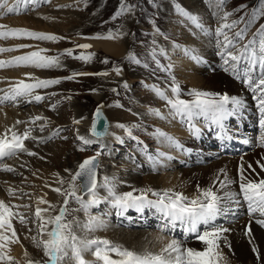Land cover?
I'll return each instance as SVG.
<instances>
[{"label":"rangeland","instance_id":"374dc122","mask_svg":"<svg viewBox=\"0 0 264 264\" xmlns=\"http://www.w3.org/2000/svg\"><path fill=\"white\" fill-rule=\"evenodd\" d=\"M216 1L218 3H221L220 0H216ZM14 3H16V0L13 2V4ZM11 4H12L11 1L8 0V5ZM122 4H124L127 7V10L122 15L116 16L115 14L120 9ZM172 4H175L176 6L174 7ZM35 5L32 9L29 8L28 6L27 8L21 6L22 10L19 13H13L12 16L7 15L9 18V19L6 18L7 20L2 19L4 18L3 14L6 13V11L0 10V14L2 16L0 17V25L4 24L5 26H9V28H17V27L24 29L27 28L30 31L46 33V34H54L57 37H61L62 39H59L58 41H54V42L53 41L51 42L49 40H38V39L35 40L33 38H27L22 42V44L30 45V47L24 49L27 51V53H30V51L33 52V51H39L40 49H45L46 51L41 52L42 56L59 58L60 67H55L56 70L51 75L52 77H48L46 79V78H41L38 74L37 76L40 78V80L58 79L60 80V83L51 85L47 88L36 89L34 94L39 95L37 90H40L39 92L43 97V101L41 100L40 102H36L34 105H30V106H28L27 104L23 105L22 101L19 102L17 101V103L15 104L7 103L4 105H0V107L2 108L8 109L9 107V110H13L14 108L16 110H21L22 114L26 113L25 114L26 116L23 119V123L18 124L20 128L23 127L24 129L22 128V131L21 129H19L18 134H22L26 130H31L30 133L31 132L32 133L30 135L37 134L35 138H31V141L29 143L27 142L26 145H24L28 151L22 152L23 157H21V159L14 162L11 159H15V158L10 157L4 159L3 161L5 162L3 161L1 162L2 164H0V176H3V178L2 179L0 178V185L4 187L8 185L7 186L8 188L7 187L5 188V194L7 195V198L11 201L9 206H16L13 205L14 203L12 202L14 201L15 198H17V200L20 201V202L18 201V208L16 206L15 209L21 210V213L14 210L13 211L19 213L20 215L24 213L23 216H27V215L29 216V214H31L30 217L33 218V221H31L30 219L29 222L27 221L28 218L27 219L24 218L25 219L24 223H21L20 219L17 217L12 219V224L15 225V228L17 229L18 232L16 233V236L18 235L17 238H20L21 241L22 238L26 239L27 242L31 243L32 245H35V250L41 251L43 255L42 258H44L45 256H44L43 247L42 246L37 247V243H36L41 239L48 238L46 233H41L39 231V225L42 223V221L39 220L35 215L37 208L43 209L42 205H40V203L36 201L38 198L37 196L39 194V191L37 190V183L38 180L42 178V174L47 173L49 171L48 168L54 166L53 165L54 162L59 167L58 168L59 171L63 173L65 184L68 187V189L70 188L69 181L71 180L72 175L75 174L79 163H82L83 160L89 156L102 153L101 156L102 166L100 169V172L102 174L108 173L107 171L109 170L110 167H112L114 162L116 163V168L120 169V173L123 172L121 179L119 180L115 179V181L112 182L114 191L115 192L117 191L118 193L116 192V194L118 195L123 194L125 192L126 193L133 192L134 195L139 194V192H135L134 190L138 189L140 182L145 187H148L147 185V183L149 182L148 179L151 176H157L159 177L158 179L161 181L160 183L154 185L156 190L171 188L177 190L178 192H184L186 194H190V193L194 194V191H192V187L195 188V190H197V186L195 185V183L197 184L199 177L204 176L208 171H210V169L207 171L200 172V170L197 168L194 171L192 170L191 171L192 173L191 172H189L188 174L177 173V174H173V176L157 175V174L154 175L151 174V170L150 172L148 171L149 168H153V167L159 169L164 168L162 166H157V162H155L153 159H148L149 156H151L152 158H156L161 151L160 145L156 143L157 138L155 137H157L156 136L157 134L155 133H157V130H159V128H160V132L163 133L168 131L167 133L170 134L171 131L170 124L168 123V121L160 120L159 117L157 118V116H155V112L152 111L163 108V105H161V107L158 108L159 106L158 103L162 102V100L158 98L156 92L153 91V86H154L153 84L157 83L156 85H158L159 81L151 82V79H153L152 76L154 77V79H156L159 76L165 77L166 75L168 77L170 76L171 79L174 77L175 82L183 83L190 89H197V87H199L202 90H207L208 92H210L208 88L207 89L203 88L201 83L197 84L196 88L191 86L189 84L186 75L184 74L186 72L184 71L182 72L180 67H178V65L181 63H185L184 66L185 68L187 67V65H189L188 66L189 69H197L196 75L200 73L197 76V79L201 80V79H205L206 77L209 78L212 76L204 77L202 72L206 70L202 71L199 68V66H196L193 59L187 62L192 57L190 54L194 55L195 52V54H197V57L200 58V61L204 65L210 62L212 59L201 56L200 54L201 47L198 46H197L198 47L197 50L194 49L195 46L192 48L188 46L180 47L177 49L178 50L177 55H179L177 56L170 52L172 47H174V44H170V42L176 41V42H181L183 44H187L189 39L187 35L194 31L195 25L197 26V23L194 22H193L194 24H191V22L186 23V25L189 27L187 31H184L181 28L184 26L181 25L182 21L180 20V16L177 14V11L179 9L184 8L183 9L184 11H188L190 13L193 7H198V12L200 13L201 11L204 10H208V11L213 10L214 12H218L220 9L223 8V4H220L218 8L217 3L212 5L211 3H203L201 0H41L40 3ZM181 5L183 8L181 7ZM224 7L225 9L222 10L220 14L213 15L214 19L211 20L212 23L211 28H213L214 31L217 28H219L223 23L232 24L235 21L238 22L235 27L231 29L228 28L224 29V32L227 33V35L230 38H235V33L244 29L246 25H249V21H252V23L248 27L245 38L237 43L236 48L232 49V52L235 54L237 53L238 49L243 48V46L247 44L249 40L252 39L253 34L256 33L257 30L260 29L262 25H264V14H261V11L264 10V5L261 4V0H226ZM45 10L49 12L55 11L54 13L59 12L54 18L55 20L58 21V26H55V30L53 31L50 29L49 30L40 29L36 26L34 28L33 26L30 25L26 27L22 25L20 27L17 25L15 26V24H13V21H15L16 19L29 17V15L33 17V14L35 15V13L38 11H42L45 15ZM254 10L257 12V18L253 20ZM198 12L197 14L195 12H191L192 14L191 13L190 14L198 18L200 17V15H198L199 14ZM224 13H231L232 15H230L227 18V20H222ZM16 14L19 15L16 18H14ZM62 21H64L63 25H62ZM198 21L202 22L203 18L200 17ZM128 24L131 26L130 28L127 27ZM50 27H52V25ZM9 28L4 27L3 29H0V31ZM108 33H112V34L114 33L113 35L115 36L124 35L125 37L128 38L130 45H129V50L127 51V54L124 58L122 59L113 58L112 56H110V54H107L101 48H98V50L94 51L93 48L84 50L78 47V45L82 44L81 40H83V38L85 37H88L89 35L96 36L97 34H100L104 36L107 35ZM172 36H174V39H172ZM2 42L3 44H5L4 45L5 48L7 47L11 49L14 46V45L13 46L8 45L9 43L7 40L6 41L3 40ZM197 42H199V40H197ZM216 42L218 43V41H216V38L211 36L208 40H205V42L202 45L203 47H207L208 45L211 44V46L214 47ZM19 43L21 44V42ZM164 44L167 45V49H168L167 55L161 52V50L163 51V48L161 46ZM69 49L72 50V55H68L66 53V50ZM186 49L187 50L190 49V53L188 52L187 57L184 56L185 54L184 52ZM223 49H225V47H223L222 50ZM63 51H65L66 55H63ZM88 54H93L92 59L89 61H84L74 58L79 55H88ZM130 54H132L134 59L129 58ZM2 58L0 59L5 62L13 59V57L12 59L10 57H7V59L6 57L3 59ZM139 58L145 60L147 59L146 60L147 63L140 61ZM136 61L139 62L137 63ZM31 68H33L34 72L40 69V68L35 69L34 67ZM31 68H29V70ZM124 68L126 69L127 72H130V75L134 76V73H137L138 76L135 79H129L126 80L125 82L124 79L123 81L121 79L118 80L116 75L117 72L116 70L117 69L124 70ZM175 68L176 70H174ZM3 69L4 67L0 68V71H2ZM213 71H214V75L216 73L223 74L222 72L218 71V66L216 65L213 66ZM188 72L189 70H187V73ZM81 73H87V75H81ZM98 73H107V75H98ZM142 73H144V75H142ZM67 77H73V78L67 79ZM225 77L228 78V76L226 75ZM39 78L35 76L30 78L27 77L25 79V83L26 82L35 83V79H39ZM7 79L8 76L3 75L2 77H0V82H1L0 89H4L5 86H9ZM145 81H148V83ZM172 81L173 79L171 80V82ZM234 86H236V84ZM239 86H241V84ZM160 89L163 90L162 87H160ZM217 91L223 92L226 90L217 89ZM226 92H229L230 95L246 97V95L242 92L239 93H232L231 91H226ZM96 94L100 95L99 98L97 99L95 97ZM2 95H4V92H0V96ZM20 99L22 98H19L18 100ZM247 99L251 103L249 97H247ZM103 102L107 104L108 110L112 109L117 112L118 111H121L123 113L125 112V114L126 115L128 114L131 119H135V117L137 116L136 114H141L139 118L140 122L135 121L133 125H131L130 123L131 120L124 123H120L121 121L119 119V123H117L116 125L117 130L120 129V138L118 139L119 145L118 146L116 145V147L113 148L114 150H110V151L104 149V145L97 142L91 146L93 148H87L88 146H86L83 143V141H81L78 138L81 137V135H79V130L76 127V120H75L76 112H77V116L80 113V120L88 119L91 116V113H93V110ZM18 104L20 106H18ZM148 104H151L153 106L151 107L146 106ZM34 107L36 109L41 110L43 115L37 116L33 114L32 109ZM120 107L122 108L125 107L126 109H122V108L120 109ZM28 112L30 115L28 114ZM151 113H152L151 116H153L154 119H151V116H149ZM36 117H42V119L35 120ZM109 117L113 125V123L116 121L115 119H113V117L112 118L111 116ZM143 117H145L144 120ZM32 120L37 123H34ZM32 125H37V126H35V128H29ZM118 125H125L127 126V129L131 128L133 131L139 133L143 140L147 139L146 141L149 143V145L146 143H142V144H144L146 150H150V153H148L145 156L144 163L140 168L136 166L137 162L135 159V154L136 152H142L143 146L141 149L139 144L140 141L137 139V137H133L134 135L132 134L130 136L126 128L119 127ZM47 135H50V137H52L55 142L52 143L50 142L48 144H45L44 136ZM83 137H87V135ZM52 146H55L54 147L55 150L56 149L60 150L59 154L61 155L55 153L54 155L56 156H51V153L49 151L47 153L50 155H45V152H43L44 149L46 147H48V149H50V147L53 148ZM98 147H100L102 152H100V149ZM116 148H120V149L116 150ZM258 150L252 153L256 155V152ZM29 153H35V155H30ZM20 154L21 152H19V154L17 153L15 157L19 156ZM25 157L29 158L28 161L26 160L27 158ZM138 157L142 158V156L140 155ZM118 158L121 159V161H118L117 160ZM245 159L247 160L249 159L252 162V160L256 158L251 157L250 159L249 154H247L245 156ZM158 160L162 162L160 157L158 158ZM31 161L35 162L34 164L35 167H32L33 165ZM133 162H135V165ZM226 162L229 163L231 161H226ZM4 164L14 169V171L9 172L3 170L5 166ZM37 164H45L47 168L46 169L40 168L37 166ZM63 164L65 165V167L62 166ZM170 165L171 164H169V167ZM60 166H62V168H60ZM134 167L136 169L139 168L143 172H139L138 170L134 169ZM171 168L177 170V165H175L174 163L171 165ZM198 173H202V174L200 176L196 175ZM178 174H180V176ZM255 174L256 171H254L253 175ZM226 175L227 178L229 177L228 178L229 180L234 179L233 174L230 173V168H228ZM6 176H8L10 179L8 178L4 179V177ZM127 176L130 177L129 180L130 184L127 182L125 178ZM188 177L191 178L190 181ZM221 178L225 179V174L222 175ZM163 181H165L166 183H164ZM174 181L176 182V184ZM3 182H6L7 184ZM164 184H166V186H164ZM191 184L194 185L190 187L189 185ZM180 186L182 191L179 188ZM77 189H78V194L80 195L78 184H77ZM224 189L226 192L227 187ZM81 196L84 198V196L86 197L88 195H81ZM67 199L69 203H67L68 205H67V214L65 216V222L71 224L72 233L74 232V235L80 234L83 236L89 230L86 231L85 228L83 229L81 228L82 230L79 229L77 231H74L75 230L74 225L77 223V221H79V219H77V215H79L82 206L79 202L75 201V199L71 197H67ZM100 202L101 200L99 201L98 205L97 203L94 204L93 208L91 209L93 210L97 209L100 205ZM107 207L108 204H101V208L99 212L102 215L105 216L108 215L110 219H116L120 214L119 210L114 208L108 214L106 211ZM55 214L58 215L57 213ZM55 214L52 211H50V213L42 212V216L45 219H48L49 216L54 217L56 216ZM88 215L89 217L95 216L96 219H98L100 222L103 221V222H107L108 225L110 224L109 223L110 221L108 220L109 218L107 217H101L100 215L94 214L93 212L92 213L89 212ZM121 215L122 214H120V216ZM230 216L231 215L227 213V219H226L227 222L233 221L232 220L233 218H230ZM238 217L240 216H236V215L234 216V218H238ZM87 223L88 221H86V224ZM108 225L106 227H108ZM47 230H50V224L47 225ZM79 231L82 233H80ZM106 231L107 230H102L101 234H106ZM90 232L87 233L86 236L81 240H85L86 238H87L86 240L92 238L97 239V237L95 236V232H92L93 236L90 238V236L92 235V233L90 234ZM147 236H149L148 233ZM33 237H36V241H33L32 239ZM100 239H104V238H100ZM200 244L203 245V243ZM22 250H24V248H22ZM10 256L13 257L12 264H24L20 259H16L14 257L16 256V252L11 254ZM25 256L27 257L28 255ZM34 256L35 255L31 256V258L34 259ZM69 257H71V252H69ZM44 260L45 259H43L42 261ZM34 261L35 262H32L31 264L33 263L37 264L36 262L39 263L41 262L38 261L37 259H35ZM73 261L74 260L70 258L65 259V263L74 264L72 263Z\"/></svg>","mask_w":264,"mask_h":264},{"label":"snow or ice","instance_id":"6c2138e0","mask_svg":"<svg viewBox=\"0 0 264 264\" xmlns=\"http://www.w3.org/2000/svg\"><path fill=\"white\" fill-rule=\"evenodd\" d=\"M41 0H16V4L13 6L8 5V0H0V10H5L7 13H19L22 9L21 6L27 8L29 4L35 5L40 3ZM221 4L223 0H220ZM261 4L264 5V0H261ZM127 10L124 4L121 5L120 9L115 14L116 16L122 15ZM179 11L188 16L189 19L197 23L198 27H202L198 23V18L187 13L183 9ZM264 14V10L261 11ZM232 15L231 13H224L222 20ZM115 18V17H113ZM257 18V12H253V20ZM238 22L232 24L223 23L219 28L216 29L217 35L224 36L223 42L221 43L226 49L236 48L239 41H242L246 34L248 27L252 23L249 21V25H246L244 29L235 33V38H230L227 33L224 32L225 28L231 29L236 26ZM5 26L0 25V29ZM158 31V30H157ZM9 36L20 38H33L38 40H49L58 41L62 39L54 34H46L30 31L24 28H10L8 31H0V38L7 39ZM93 39H113L115 38L112 33L101 36L97 34ZM30 45L20 44L17 49L27 48ZM78 47L82 49H88L91 47L89 44H81ZM15 49L0 48V52L13 51ZM46 51L40 49L39 51H33L25 55L14 57L10 61H0V68L11 66H33L36 68L46 69L52 67H60L58 57L42 56L41 52ZM186 53L189 50H185ZM68 55H72V50H66ZM224 64H229V58L233 62L231 69L225 68V71L231 70L232 73L239 79L240 72L237 70L236 62L241 60L245 63L243 77L245 82L254 94V98L257 100V107L259 111V128L261 129L259 135V145L264 147V25L253 34L251 40L238 49L237 53L232 51H225L220 53ZM93 54L79 55L74 58L89 61L92 59ZM130 59H134L130 54ZM192 59L200 62V58L192 56ZM137 63L139 61H136ZM119 72V69L116 70ZM253 73H257L253 78ZM76 75V74H73ZM81 75H87V73H81ZM98 75H107V73H98ZM73 77H67L72 79ZM173 83L175 86L171 88V92L174 95L170 97L166 91L153 86V91L163 99L166 104L170 107V115L173 118L179 117L183 122L187 123L189 131L194 135H199V129L195 128L192 121L197 117H204L206 120L217 125L221 130H224L223 121L230 115H234L240 108L243 107V101L238 97H229L224 94L202 92L198 90H191L189 93L194 97L193 100H183L179 98L180 87L178 83H175L173 77ZM60 80H40L35 79V83H25L20 80L14 84L10 89L0 91L4 92V95L0 96V105L7 103H17L19 98L31 97L36 102H40L43 97L35 95V90L40 88H47L54 84H59ZM127 86V85H125ZM115 91V90H114ZM32 102L31 99L28 101ZM231 103L232 108L226 107ZM102 107V106H101ZM156 115H160L159 110H153ZM96 122L92 126V135L100 137L105 134L97 130V123L102 117L100 107L95 112ZM166 118V117H165ZM42 119V117H36L35 120ZM34 122V121H33ZM17 123H23V121H17ZM78 123V121H77ZM119 127L126 128L128 134L131 136V130L127 129L125 125H118ZM30 131L26 130L22 134H18L16 131L8 129L4 134H0V159L10 158L15 156L18 152H27V148L24 146V141L30 137ZM11 133L9 136L8 133ZM157 134L163 136L169 143L181 147L178 142L168 136L166 133L157 130ZM84 144H91L93 141L85 138L78 137ZM248 143L247 140L244 141ZM35 155V153H29ZM160 156H164V153H159ZM149 159H153L149 156ZM99 167V163L96 157H90L84 160L79 165V170L72 175L69 181L70 188L61 194L66 196L64 201L67 205V197L75 199L81 204L86 210L90 205L98 202V196L96 192L97 188V173L96 169ZM251 167V166H250ZM264 167V166H262ZM5 171H14L7 165L4 166ZM224 172V170H220ZM81 181L80 188L84 194L90 196V199L85 201L81 195L78 194L76 181ZM63 183V181H60ZM219 183L220 188H226L234 181L229 180L225 173V179L222 181H216L207 188H200L197 186V194L194 197L185 196L181 192H177L171 188H165L155 190L152 188L136 189L135 192H139V195H134L133 192L116 194L112 181L108 178H104L103 187H105L110 196L112 197L111 203L113 206L120 209V214L127 211L129 208H134L137 211H143L144 208H154L160 215V219L163 223L160 226V231H172L177 226L184 229L186 233L196 234V238L203 243L205 246L203 251L196 250L194 248L185 247L179 240L171 239L166 243L159 252H136L124 247L121 244L113 243L107 239H88L81 240L72 233V226L70 223L65 222V216L67 214V208L63 207L60 209L59 214L45 219L42 216V212H46L47 209L37 208L36 217L42 221L39 225V231L46 233L48 239H41L37 243V247H43L44 254L48 258L44 264H63L64 260L70 258L75 261V264H89L84 259L85 252H91L100 264H220L223 259L222 254L219 251V239L222 237L223 232L228 231L221 226L216 225L214 222L218 215L221 214V202L224 199L233 200L239 203L237 197H242L247 202L248 211L250 214L259 213L261 217H264V179H260L258 182L248 180L243 175L241 170L239 188L240 192H225L223 195H218L213 190L216 183ZM57 192H61V189H55ZM149 194L155 199H150ZM39 203H47V201L41 199ZM13 207L9 206L4 201H0V264H12L13 257L9 255L8 243L17 242L15 239L16 231L12 224L14 217H19L20 222L24 223L25 219L19 213L13 211ZM262 227H264V219H257L256 221ZM53 225L51 230H47V225ZM205 226L204 230H200V226ZM99 226V222L95 218H90L88 223L85 225L89 230ZM11 232V236L8 232ZM250 234V229H249ZM36 241V237L32 238ZM158 239H163L158 237ZM253 251L257 253L259 259V252L257 248H253ZM71 252V257H69ZM115 257V258H114ZM31 264V261H29ZM39 264V262H37Z\"/></svg>","mask_w":264,"mask_h":264},{"label":"bare ground","instance_id":"6f19581e","mask_svg":"<svg viewBox=\"0 0 264 264\" xmlns=\"http://www.w3.org/2000/svg\"><path fill=\"white\" fill-rule=\"evenodd\" d=\"M9 1H11V3H12L9 6H13L14 4H16V3L13 4V2L15 0H9ZM45 9H47V8H45ZM196 11H198V7H193L191 12H195L197 14ZM52 12L51 11L49 12V11L45 10V15H44V13L42 11H38V12L35 13V15L33 14V17H31L29 15V17H25V18L23 17V18H19V19H16V20L12 19V20H15V21H13V24H15V26L17 25V26H20V27L22 25L25 26V27L30 25V26H33V28L36 26V27H38L40 29H46V30L50 29V30L53 31V30H55V26H58V21L55 20L54 18L56 17V15L59 12L58 13H54L55 11H52ZM60 13H62V12H60ZM0 17H2L1 14H0ZM16 17L17 16H15L14 18H16ZM2 19L4 20V19H6V17H4ZM64 21H62V25H63ZM1 23H2V21H1ZM48 25H50V26L52 25V27H50ZM62 25H60V26H62ZM5 27L9 28V26H5ZM127 27L130 28L131 26L128 24ZM3 31H8V29H5ZM92 37H95V35H89L88 37L83 38V40H81L82 44L91 45L90 48H93L94 51L98 50V48H101L107 54H110V56H112L113 58L122 59V58H124L126 56L127 51L129 50L130 43H129L128 38L125 37L124 35H117V36L114 35L115 38H113V39H93ZM25 39H27V38L26 37L16 38V37H12V36H9L7 39L0 38V47L5 48L4 47L5 44H3L2 41L3 40H5V41L7 40L8 43H9L8 45H12V46L14 45L13 48H11V49H15V50H13V52L12 51L0 52V58H2V57L5 58L6 57V59H7V57H10L12 59V57L14 58V57H17V56H21V55L27 54V51L24 50L26 48L17 49V46L20 45L19 42H21V44H22V42ZM30 40H32V39H30ZM41 44H43V43H41ZM44 45H45V43H44ZM90 48H88V49H90ZM190 48H192V47H190ZM197 48H198L197 46L194 47L195 50H197ZM170 52L171 53L174 52V47H172ZM184 53H185L184 56L187 57L188 53H186V51ZM189 53H190V51H189ZM190 55L194 56L195 52H194V55H192V54H190ZM196 56H197V54H196ZM191 59L192 58H190L187 62H189ZM0 61H3V60L0 59ZM184 66H185V63H181V64L178 65V67H180L182 72L183 71L186 72L184 74L186 75V77H187V79L189 81V84L191 86L196 87L197 84L201 83L202 87L206 88V89L207 88L208 89H212V90H215V89H221L222 90L223 89V90H226V91H231L232 93L242 92V93H244L246 95V97L237 96V95H234V96L240 98L243 101V104L245 105V108L248 111H250L252 109L253 104H255V103L257 104V100L254 99V101H253V99H252V96H254L253 93L250 94V92L245 88L244 85L243 86L242 85L241 86H237V85L234 86L235 84L233 83V81L230 80L231 77H228V78L225 77L226 74L223 75V74H220V73H216L212 77H209V78L206 77L205 79H201L200 80V79H197V76L200 74L199 73L198 75H196L197 74V69H189V67H188L189 65H187L186 68ZM236 66H237V63H236ZM31 67H33V66H18V67L6 66V67H4L5 70L3 69L2 71H0V77H2L3 75L4 76H8L7 82L9 84V86H5V88L3 90L10 89L14 84H16L20 80L25 81V79L27 77L30 78V77L35 76V77L39 78L37 76V74L41 78H46L47 79L48 77H52L51 75L56 70L55 67L47 68L45 70L41 69V68L40 69L38 68L39 70L34 72L33 68H31ZM29 68H31V69L29 70ZM34 68L36 69V67H34ZM244 68H245V65H244V67H242V69H240L241 73H242V77H243ZM48 70H50V71H48ZM187 70H189L188 73H187ZM229 74L231 75L233 73L229 72ZM116 75H117V79L118 80L121 79L123 81V79H124V82L126 80H129V79H135L138 76L137 73H134V76L130 75V72H127L125 68H124V70L123 69L122 70L119 69V72H116ZM142 75H144V73H142ZM195 75H196V78H195ZM143 77H146V76H143ZM242 77H240V78H242ZM152 78L153 79H151V82L159 81L158 85L161 86L163 88V90L168 93V91L165 89V87L168 85V79L166 78V75H165V77L164 76H161V77L159 76L156 79H154V77L152 76ZM145 82L148 83V81H145ZM170 84H172V83L170 82ZM1 88H3V87H1ZM184 91L185 90H182V88L180 87V95H179L180 99L189 100V101L194 99V97L189 94L190 92H188V91L184 92ZM0 92H2V91H0ZM99 96H100L99 94H96V96H95L96 99L99 98ZM247 97H249V99L251 100V103L248 101ZM29 99L32 100V102H31L32 104L28 102ZM19 101H22L23 105L28 104V106H29V104L34 105L36 103V101L34 99H32L31 97H24V98L18 100V102ZM150 105L151 104H148L146 106H150ZM161 105L159 107H161ZM18 106H20V105L18 104ZM122 107H120V109ZM122 109H126V108L124 107ZM158 110L160 112V115H156L155 114V116H157V118L159 117V119L162 120V121H168V123L170 124V129H171L170 134L173 135L175 140L177 138L181 140L183 137L187 136V132L189 131V127H188L187 123L183 122L179 117L173 118L169 114L170 113V107L169 106L166 105V107H163V108L158 109ZM32 111H33V114H35L37 116H42L43 115L42 111L39 110V109H36L35 107L32 109ZM106 112H107L108 117L109 116H111V118L113 117V119H115L116 122H114L113 125H112V122L110 123V126H111L110 127L111 128L110 135L105 140H100V141L99 140H93L89 136V128H90V124H91V120H92L91 118H92L93 113H91V116L88 119L80 120V113L77 116V112H76L75 120H76V127L78 128L79 135H81V137L87 135V137H85V138L93 141V143L91 145H93V144H95L97 142V143L103 144L104 145V149L110 151V150H114L113 148H115L116 145L117 146L119 145L118 139L120 138V129L117 130V128H116L117 123H119V119L121 121L120 123H124V122H127V121L131 120L130 123H131V125H133L135 123V121L136 122H140L139 118H140L141 114H136L137 116L135 117V119H131L128 114L127 115L125 114V112L124 113L121 112V111L117 112V111H114L112 109L111 110L110 109L109 110L106 109ZM25 114H22L21 110H16L14 108H13V110H9V107H8V109L0 107V134H4L8 129H11L12 131H16V132H18L19 129H21V131H22L23 127L20 128L18 126L19 123H17V121H23L24 117L26 116ZM28 114H29V112H28ZM46 114H47V112H46ZM151 115H152V113L149 116H151ZM137 119H138V121H137ZM144 119H145V117H143V120ZM151 119H154V117L151 116ZM109 120H111L110 117H109ZM77 121H78V123H77ZM252 122H253L254 126H256V127L259 125V114L252 120ZM47 126H45V127H47ZM8 134L11 135L10 132ZM155 134H157V133H155ZM156 136H157V137H155V138H157V142L156 143L158 145H160V150H161L160 153H164L165 155L164 156L157 155V157L153 158V160L155 162H157V166L164 167V168H160V169L157 168V169L166 172L167 168H169V164H171V165L174 164V162H175L174 160L177 157L176 153L174 152V150L172 148L174 146V144L169 143L163 136H160L158 134ZM48 138H51V137H48ZM42 141H43V138H42ZM258 142H259V140H258ZM52 147L53 148L50 147V149H48V147H46L44 149L43 152H45V155H50V154L47 153L48 151L51 153V156H56V155H54L55 153L59 154L60 150H58V149L55 150L54 149L55 146H52ZM169 153H171V154H169ZM172 153H174V154H172ZM261 153L264 155V152L261 149H259L256 152V156L258 158V165H259V167L257 169H252L253 163L249 159L248 160L245 159L244 162L242 163V166H243V164H245L247 166L248 171L249 170L256 171V174L253 175V176H257L260 179H264V167H262V166H264V160H260L259 157H258L259 154H261ZM18 154H19V152H18ZM59 155H61V154H59ZM114 156H115V154H114ZM13 157L15 159H11V160L16 162L17 160L21 159V157H23V153L21 155H19V156H16V157L13 156ZM159 157L161 158L162 162L160 160H158ZM25 158H27V157H25ZM28 159L29 158H27L26 160L28 161ZM254 161L257 162V159H254ZM3 162H5V161H3ZM31 163L33 165L32 167H35V165H34L35 162L31 161ZM0 164H2V163H0ZM80 164L81 163H79V165ZM53 165L54 166L49 167L48 168L49 171L47 173H43L42 174V178L40 180H38L37 190L39 191V194L37 196L38 198H37L36 201H38V203H39V201L41 199L47 201V203H40V205H42V208L43 209H45V208L46 209H52L54 214L55 213L59 214L60 209L67 206L64 203L66 197H65V195H63L61 193H63V191L66 192L68 187L65 184L63 173H61V171H59V169H58L59 167L55 164V162L53 163ZM79 165H78V168L76 169V171L79 169ZM171 165H170V167H171ZM225 165H226V163L224 162L222 164H219L218 166H213V169H210V171H208L204 176H200V175H199L200 177L198 176L199 179H198L197 183L198 182L200 183V185L202 186L201 188L209 187L214 182H216L215 178L217 176H219L221 178V176L224 175L227 172V171H224V172L220 171L222 169L224 170V166ZM37 166L40 167V168H45V169L47 168L45 164H37ZM62 166L65 167L64 164ZM62 166H60V168H62ZM134 169H136V168L134 167ZM38 170H39V168H38ZM107 172L108 173H106V174H102L101 172L99 173V181H98L97 188H96V192H97V196H98L97 205H98L99 201L102 200V198L104 200H107V199L111 200V198H112L110 196V194H109V191L106 190L105 187L102 186L103 182H104V178L108 177L113 182V181H115V179H117V180L121 179L122 175H123V172L120 173V169L116 168V163L115 162L112 165V167L109 168V170ZM151 174H154V173L151 172ZM38 176H40V175H38ZM0 178L2 179L3 176H0ZM6 178L10 179L8 176L4 177V179H6ZM12 178H13V176H12ZM158 178L159 177H157V176L149 177V179H148L149 182L148 183L146 182L148 187L152 188V189H155L154 185H156V184L161 182ZM188 178H189V181H190L191 178L190 177H188ZM186 179H187V177H186ZM61 180L63 181V183L60 182ZM222 180H224V179L221 178L219 181H222ZM185 181H187V180H185ZM232 181H234V180H232ZM163 182L166 183L165 181H163ZM3 183H6V182H3ZM128 183H129V181H128ZM175 184H176V182H175ZM7 186L8 185H6V187ZM164 186H166V184H164ZM6 187L0 185V201H4L8 205H10L11 201L7 198V195L5 194V188ZM144 187L145 186L142 185L141 182H140L138 189L139 188L142 189ZM57 188L61 189V192L55 191V189H57ZM179 188L181 190V186ZM182 188H185V187H182ZM213 190L216 191L218 195H223V193L225 192L224 188H220L219 187V183L218 182L216 183V185L213 188ZM7 191H8V189H7ZM7 191H6V193H7ZM175 191H177V190H175ZM233 192H235V191H233ZM190 197H194V195H190ZM83 199L85 201H87V200L90 199V196L89 195L86 196V197L84 196ZM237 199L239 200V197H237ZM18 201L19 200H17V198H15L14 201H12L14 203L13 205H16L17 208H18ZM93 206H94V204L91 205V207L89 206L88 208H93ZM147 208L148 207H146L145 209H147ZM222 211H224V210H222ZM19 212L21 213V210H19ZM23 214H22V216H23ZM30 215L31 214H29V216L27 215L28 221L30 220ZM230 215H231L230 218H233L232 220L235 221L236 224H234V226H232V227L222 226V228L228 229V231L223 232L222 237L218 241V243H219V251L221 252V254L223 256V259L220 261V264H264V227H262L260 224H258L256 222L257 219H264V217H261L259 213L255 214V215H251V216L244 215V219H241L240 217L234 218L235 215L239 216L238 214H235V213L234 214H230ZM32 216H33V214H32ZM119 216H120V214H119ZM92 217H89L88 214L82 213L81 215H79V220H83V221L86 222V221H89V219L92 218ZM14 218H16V217H14ZM17 218H19V217H17ZM93 218L96 219L95 216ZM96 220L99 222V226L91 229V232H95V233H97L100 229H102V228H104V227H106L108 225L107 222H103V221L100 222L98 219H96ZM108 220L110 221V219H108ZM122 220H123V223L127 225L126 220L124 218H122ZM215 224L218 225L217 223H215ZM103 225H105V226H103ZM13 226H15V225H13ZM247 226H248V229L246 230ZM81 228L82 229L85 228L86 231L89 230L88 228L85 227V223H81ZM249 229H250V234H249ZM77 230H79V229H75L74 231H77ZM203 230H204V227H202L201 231H203ZM86 231H85V233H86ZM89 232L90 231H88L87 233H89ZM91 232H90V234H91ZM80 233H82V232H80ZM86 234H84L83 236L80 235V234H77L76 236L78 238H80V239H83L86 236ZM8 235L11 236V232L10 231L8 232ZM106 235H107V237H108L107 239L109 241H112L113 243L121 244V245H123L126 248H128L130 246L128 249L134 250L136 252L145 251V249L147 248L149 243L150 244H159V242H161L159 239H154V237L152 238V236L150 234H149V236H147V233H143V232L136 233L134 231H127L125 229H123V230L122 229H120V230H111ZM17 236H16V238H17ZM24 238H25V236H24ZM15 240L17 242L8 243L9 254L11 255L14 252H16V256H14V257L16 259H20L24 264H29V261H31V263L35 262L34 261L35 259H37L38 261H41L39 264H44V262L48 259L45 256V254H44L45 257L42 258L43 255H42L41 251L35 250V245H32L31 243L27 242L26 239L22 238V241H21L20 238H17ZM30 242H31V239H30ZM137 242H139V243H137ZM142 243H145V245H143ZM181 243L185 247L194 248V249L199 250V251H203V249L205 247L204 245L200 244L202 242L199 241L198 239H195L193 241L182 240ZM22 248H24V250H22ZM253 248H257L258 249L259 259L257 258V253L253 251ZM11 251H13V252H11ZM25 255H28V256L26 257ZM33 255H35L34 259L31 258V256H33ZM41 259L42 260L45 259V260L42 261ZM84 259L86 261H88L89 264H96V262H94V260L96 261V258L92 255L91 252H85L84 253ZM72 263L75 264V261H73ZM63 264H70V263H65V260H64Z\"/></svg>","mask_w":264,"mask_h":264},{"label":"water","instance_id":"95a60500","mask_svg":"<svg viewBox=\"0 0 264 264\" xmlns=\"http://www.w3.org/2000/svg\"><path fill=\"white\" fill-rule=\"evenodd\" d=\"M102 106V107H101ZM100 110L102 112V117L100 119V121L97 123V130L98 131H101V132H105V129H106V132L104 135L100 136V137H96V136H93L92 135V126L93 124L96 122V117H95V112H96V109L95 111L93 112V115H92V121H91V124H90V128H89V134L92 138H95L97 140H102L105 138V136L107 135L109 129H110V120H109V117L107 115V112H106V106L104 103L100 104ZM97 161L99 163V159L97 158ZM97 170L98 168L96 169V173H97ZM96 179H97V176H96ZM78 182L81 183V181L77 180ZM82 193L84 194L83 190L81 189Z\"/></svg>","mask_w":264,"mask_h":264}]
</instances>
